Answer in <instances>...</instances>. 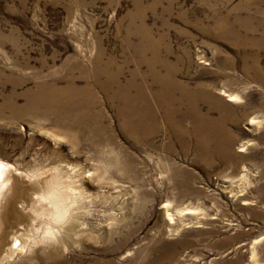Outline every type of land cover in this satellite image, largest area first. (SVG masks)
<instances>
[{"label":"rangeland","instance_id":"374dc122","mask_svg":"<svg viewBox=\"0 0 264 264\" xmlns=\"http://www.w3.org/2000/svg\"><path fill=\"white\" fill-rule=\"evenodd\" d=\"M86 82L99 141L44 95ZM173 82L216 128L231 119L228 150L160 117L154 133L122 126L113 87ZM263 135L264 0H0V245L14 246L0 264H264Z\"/></svg>","mask_w":264,"mask_h":264},{"label":"bare ground","instance_id":"6f19581e","mask_svg":"<svg viewBox=\"0 0 264 264\" xmlns=\"http://www.w3.org/2000/svg\"><path fill=\"white\" fill-rule=\"evenodd\" d=\"M140 50V49H139ZM96 60V59H95ZM102 62V61H101ZM153 64V63H152ZM151 64V65H152ZM73 65V64H72ZM105 65V64H104ZM75 66V65H74ZM73 66V67H74ZM78 67V66H77ZM108 67V66H107ZM76 69V68H75ZM80 69V68H77ZM95 69V68H94ZM106 69V68H105ZM97 70V69H96ZM107 71V70H106ZM108 72V71H107ZM110 72V71H109ZM106 73V72H105ZM111 73V72H110ZM140 73V72H139ZM92 74V73H91ZM104 74V73H103ZM101 74V75H103ZM82 75V74H81ZM70 76V75H69ZM85 76V74L83 75ZM82 76V78H83ZM98 76V75H97ZM110 76V75H109ZM89 77V76H88ZM103 77V76H102ZM107 77V76H106ZM74 78V77H73ZM70 79V78H69ZM81 79V78H80ZM86 79V78H85ZM94 79V78H93ZM112 79V77H111ZM141 79V78H140ZM84 80V79H83ZM87 80V79H86ZM100 80V79H99ZM98 80V81H99ZM97 81V80H96ZM97 81V82H98ZM111 81V80H110ZM158 81H160V79L158 78ZM74 82V81H73ZM102 82V81H101ZM172 82V81H171ZM69 83V82H68ZM89 82H86L85 86H81L82 88H77L75 85H73L72 83H70L68 86L58 90L57 94H55L52 90V92H47L44 95H46L49 99V102H51L52 105V110L53 112L58 115V116H62L64 118H66L69 121L72 122H76L80 120H84V119H88L86 120V122H84L83 125H85V123H89L92 118L90 116L89 113L83 114V111H86V109H89V107H91L90 103H92L93 101V94L91 91V85L88 86ZM91 83V82H90ZM113 83H116L113 81ZM145 83V82H144ZM96 84V83H95ZM99 84V83H98ZM46 86V85H45ZM41 87V85H40ZM53 87V85H52ZM96 87V86H95ZM99 87V86H98ZM117 85L116 87H113V89L109 92L110 93V97H114V100H119V102L121 103V107L119 108V113H120V117L122 120V126L128 131L131 132L133 134H136L138 132H146L147 134L149 133H154L159 129V123L157 121V118L160 117L162 122L164 123V129L166 130H179L180 135L182 133H190L192 132V138H195L197 141V145H199L200 142V148L205 147L209 142H211L212 147H209L208 150L210 151V155H215L217 154V148L218 146H220L221 148L225 149L227 148V150L230 148L231 144H232V138H230L229 140H227V132L225 131V123L226 121L229 119V121L231 120L230 118L227 117H222L218 122L220 123L219 128L215 127V124H213V121L205 116L199 113V109L197 106V101H200V99H204L205 97H203L204 95L202 94H198L195 91V94H193L190 90L185 89L182 85H180L178 82H173V88L172 89H163V83L161 85V87L156 91V92H148V86L144 85L142 86V90L145 91V94L141 91H138L136 94L131 95L129 94L127 91H117ZM168 88V87H167ZM41 89V88H40ZM176 90V95L178 97L175 96V94L173 93V90ZM39 90V88L37 89ZM46 90V88H45ZM56 90V89H55ZM108 90V89H107ZM128 90V89H127ZM174 90V92H175ZM178 90V91H177ZM106 92V91H105ZM133 92V91H132ZM36 93V91H35ZM152 97H149V94ZM43 95V94H42ZM224 95H226L228 97V100H236L238 97L236 95L233 94H226L224 93ZM30 96V94H29ZM37 96V94H36ZM211 96V95H209ZM32 97V96H31ZM97 97V96H96ZM108 97V95H107ZM35 98V97H34ZM33 98V99H34ZM105 98V97H104ZM116 98V99H115ZM36 99H38V97H36ZM41 99V98H40ZM46 99V100H47ZM96 99V98H95ZM106 99V98H105ZM175 99V100H174ZM210 99L213 102L216 103H220L218 102L219 99L217 100V98L215 97V99L211 96ZM35 100V99H34ZM32 100V101H34ZM44 100L46 102L45 99H41ZM98 100V99H96ZM108 100V99H107ZM106 100V101H107ZM113 100V99H112ZM40 101V100H39ZM176 101L177 105L173 106V102ZM116 102V101H114ZM31 103V102H30ZM33 103V102H32ZM44 103V102H43ZM47 103V102H46ZM97 103H99L97 101ZM101 103V101H100ZM186 103H189L190 106V111H186L185 113L182 114V117H179L177 119H174L173 116L174 115H178L181 106L186 105ZM42 104V103H41ZM110 104V103H109ZM36 105V104H35ZM113 105V104H112ZM37 106V105H36ZM39 106V105H38ZM46 106V105H45ZM44 108H47L45 107ZM100 106V105H99ZM158 108L159 112H156V107ZM39 108V107H38ZM49 108V106H48ZM95 108V107H94ZM32 109V108H31ZM40 109V108H39ZM50 109V108H49ZM79 109V110H78ZM98 109V108H97ZM37 110V109H35ZM34 111V110H33ZM38 111V110H37ZM45 111V110H44ZM97 111V110H96ZM104 111V110H103ZM42 112V111H41ZM46 112V111H45ZM51 112V111H50ZM83 112V113H81ZM102 112V111H101ZM94 113V112H93ZM103 113V112H102ZM106 113V112H105ZM117 113V112H116ZM52 114V113H51ZM35 115V114H34ZM40 115V114H39ZM41 115L43 116V114L41 113ZM50 115V114H49ZM48 115V116H49ZM99 115V114H98ZM101 115V114H100ZM103 115V114H102ZM46 116H47V112H46ZM106 116V115H105ZM50 117V116H49ZM96 117V116H95ZM98 118V117H97ZM100 118V117H99ZM104 118V117H103ZM239 118V117H237ZM45 119V117H44ZM94 119V118H93ZM102 119V118H101ZM185 119L191 120L192 122L190 123V128L185 127L184 123H185ZM58 120V119H57ZM95 120V119H94ZM93 120V121H94ZM100 120V119H98ZM49 121V118H48ZM99 122V121H98ZM97 122V123H98ZM211 122V124H210ZM236 122V121H235ZM253 121L250 120L249 123H252ZM64 123V122H63ZM68 123V122H67ZM81 124V123H80ZM92 124V125H91ZM102 124V123H101ZM108 124V123H107ZM200 124H202L204 127L206 128V125H209L210 127H208L204 133H201L202 129ZM105 125V124H104ZM80 126V125H79ZM96 123H92L90 122L89 126H86L87 129L89 127L93 128L90 130L91 134L96 136L95 141H99L100 137H99V129ZM108 126V125H106ZM212 129V130H211ZM106 130V129H105ZM109 130V129H108ZM102 132V131H101ZM105 132V131H104ZM91 135V136H92ZM90 138V137H88ZM264 140V135L261 137ZM93 140V139H92ZM90 143L91 140H90ZM206 149V148H203ZM242 150V149H240ZM225 157V156H223ZM2 166L0 163V179L2 178V170H1ZM3 169V168H2ZM4 170V169H3ZM36 174V173H35ZM31 175V174H30ZM36 176V175H35ZM56 177V176H55ZM55 177L50 178L49 180L45 181L44 183L47 185L45 186L44 190L48 193L47 198L51 199V201L53 202L54 206V214L55 216H62L63 217V213L66 212L64 207V200L62 201V199L64 198V194H62V190L59 191L60 189L54 188V180ZM59 177V176H58ZM36 179V177H35ZM48 179V177L46 178ZM1 184V183H0ZM35 185V184H34ZM38 187V186H37ZM55 189V190H53ZM59 189V190H58ZM65 190V189H64ZM63 190V191H64ZM66 192V191H65ZM64 192V193H65ZM38 193V192H37ZM68 194V193H67ZM66 194V196H67ZM33 195V194H32ZM42 196V195H41ZM40 197V196H39ZM70 197V196H69ZM48 200V199H47ZM67 200V199H66ZM65 200V201H66ZM38 201V200H37ZM40 201V200H39ZM71 201V200H70ZM69 202V201H68ZM62 203V204H61ZM68 204V203H67ZM70 204V203H69ZM49 205V204H48ZM66 206V204H65ZM68 206V205H67ZM34 209V208H33ZM68 209V208H67ZM68 212V211H67ZM69 213V212H68ZM52 216V217H55ZM65 216V214H64ZM67 217V216H65ZM57 219V217H55ZM62 219V218H60ZM55 220V219H54ZM57 221V220H56ZM66 230V229H65ZM15 234V233H14ZM22 234V233H20ZM16 240V236L14 238ZM22 244V243H20ZM54 245V244H53ZM17 246V245H16ZM0 247L3 248L4 250V254H9L14 252L12 250V248H14L13 245H8V243H5V246L3 247V245H0ZM58 250V248H56ZM56 250V251H57ZM16 251V250H15ZM55 252V251H54ZM49 253V252H48ZM52 253V252H51ZM55 254V253H53ZM59 254V251H58ZM2 255V254H1ZM50 255V254H49ZM7 256V255H6ZM61 256V255H60ZM48 258V257H47ZM53 258V257H52ZM63 258V257H62ZM168 258V256H167ZM58 259V258H57ZM55 263V262H54Z\"/></svg>","mask_w":264,"mask_h":264}]
</instances>
